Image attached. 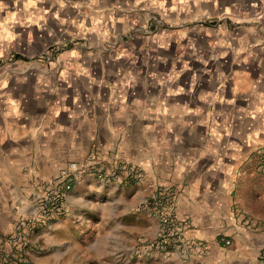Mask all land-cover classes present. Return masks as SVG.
Instances as JSON below:
<instances>
[{
  "label": "crops",
  "instance_id": "0c3cea01",
  "mask_svg": "<svg viewBox=\"0 0 264 264\" xmlns=\"http://www.w3.org/2000/svg\"><path fill=\"white\" fill-rule=\"evenodd\" d=\"M90 154L144 176H79L30 264H264V0H0V241ZM164 188L169 254L136 212Z\"/></svg>",
  "mask_w": 264,
  "mask_h": 264
},
{
  "label": "built area",
  "instance_id": "2783aa9c",
  "mask_svg": "<svg viewBox=\"0 0 264 264\" xmlns=\"http://www.w3.org/2000/svg\"><path fill=\"white\" fill-rule=\"evenodd\" d=\"M79 176L121 183L125 177L130 178L129 180L142 179L144 172L139 165L129 162L121 163L114 171L108 170L96 154L89 155L81 161L68 163L57 177L39 185L31 193L25 213L19 218L14 230L0 241V263L17 261L20 264H30L26 250L30 245L31 235L47 226L57 215L67 213L65 199ZM175 197L172 189L164 188L141 204V209L156 217L160 223L158 236L154 241L144 243L145 246H141L143 250L158 249L169 254L167 252L169 247L182 243L181 239L185 229L190 227V221L177 214ZM229 243L227 241V244ZM194 248L199 253L206 250L205 244L200 241Z\"/></svg>",
  "mask_w": 264,
  "mask_h": 264
},
{
  "label": "rangeland",
  "instance_id": "374dc122",
  "mask_svg": "<svg viewBox=\"0 0 264 264\" xmlns=\"http://www.w3.org/2000/svg\"><path fill=\"white\" fill-rule=\"evenodd\" d=\"M214 24V23H213ZM90 155H92V154H90ZM89 156V155H88ZM101 159V158H100ZM101 161H102V163L103 164H105V162L101 159ZM105 166H107L106 164H105ZM115 166V165H114ZM109 170H112V168L111 167H109ZM44 182H42L41 184H43ZM41 184H38V186L39 185H41ZM37 186V187H38ZM31 195V194H30ZM30 197V196H29ZM29 197L27 198V200H26V206H27V201H28V199H29ZM236 210V213L238 212L239 213V216L241 215V212L240 211H238L239 209H235ZM136 212H144L142 209H141V207H137L136 208ZM21 217V216H20ZM19 222V220L17 221V223ZM17 223H16V225H17ZM15 225V226H16ZM238 225L240 226V227H245V228H247V226H249L250 225V222H247V219L245 218V219H243V220H241V222L240 223H238ZM14 230V229H13ZM10 234V233H9ZM8 234V235H9ZM8 235H6V236H8ZM6 236H3L4 238L6 237ZM226 239V238H225ZM149 251H151V250H149Z\"/></svg>",
  "mask_w": 264,
  "mask_h": 264
}]
</instances>
